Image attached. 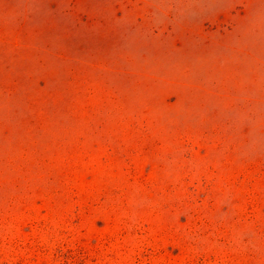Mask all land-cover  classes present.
<instances>
[{"label": "rangeland", "instance_id": "rangeland-1", "mask_svg": "<svg viewBox=\"0 0 264 264\" xmlns=\"http://www.w3.org/2000/svg\"><path fill=\"white\" fill-rule=\"evenodd\" d=\"M0 264H264V0H0Z\"/></svg>", "mask_w": 264, "mask_h": 264}]
</instances>
